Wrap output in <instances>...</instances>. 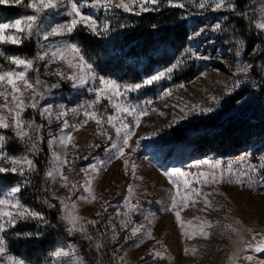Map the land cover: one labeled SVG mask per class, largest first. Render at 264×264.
I'll list each match as a JSON object with an SVG mask.
<instances>
[{"label": "snow or ice", "instance_id": "1", "mask_svg": "<svg viewBox=\"0 0 264 264\" xmlns=\"http://www.w3.org/2000/svg\"><path fill=\"white\" fill-rule=\"evenodd\" d=\"M170 7L187 9L188 5L197 12L205 14L208 11L212 13L228 12L231 15L219 16L215 23L206 27L204 31L210 29L212 34L221 33L225 35L224 43H231L235 50V72L234 75L249 76L253 69L261 81H264V60L252 62L243 60L242 54L247 50V42L243 35L240 34L238 26L232 20V16L243 19L245 22V31L254 30L257 37H264V0H259L258 5L245 4L244 10L241 11L235 0H188V4L183 0H163ZM161 0H0V5L23 7L28 12L20 14L17 18L9 21H0V46L12 45L22 46L25 41L31 40L33 36L37 39L39 50L35 57L28 58L25 55L8 54L3 48H0V57L4 58L15 69L4 70L0 68V98L4 103L0 104V176L11 174L18 176L20 179L13 186L3 188L0 186V264H27V261L13 254L10 250L12 239L40 240L43 239L49 228H59L63 224L64 230L69 237L79 234L81 238L88 242V247L94 248L97 253L102 251L104 245L100 242L93 243V237L89 235L88 226L96 227L99 223L96 220H85L78 214L77 202L72 199L76 194L78 186H82L86 195L79 196L77 199L87 204L98 200L93 190V181L102 169L111 162L112 159L123 160L125 171L131 168L134 179H140L136 176V166L130 163L131 154L135 153L140 147V140L150 139L140 137L134 143L130 144L135 135L134 128L139 127L140 120L147 115L146 108L139 104H134L129 100L128 94L133 91H139L145 87L152 86L162 80H171L173 75L182 71L189 60H209L210 56L193 51L190 47H185L179 56L170 64L157 69L153 74L147 76L139 83L133 85H123L114 79L100 75L94 64L84 54L81 45L69 37L73 36L79 30H84L88 34L103 38L109 35L113 30L107 19L101 20L98 16L92 14V11H102L107 17L117 9L135 16L149 11H160ZM88 9L89 11H85ZM55 10L54 15H59L61 21H56L54 26H50L47 31L41 28V18L48 12ZM258 17V18H257ZM124 27V25H120ZM155 27V26H154ZM11 30V31H10ZM197 32L196 36L202 35ZM50 37H61L57 43H42L49 41ZM188 39H192L191 36ZM250 56H264V44L254 43L251 48ZM38 62H44V67L57 62H62L71 70V74L61 71L59 68L53 73L59 77L60 81L71 83L73 90H84L88 93L87 99L78 101L74 107H67L63 104L53 106L51 103H41L52 94L53 89H59V82L51 85L40 79V65ZM37 73L34 80L29 78V73ZM22 85V86H21ZM179 87L183 88L181 84ZM239 87V81H234L231 88L228 89L227 95H231L233 89ZM171 95L170 90H165L161 98ZM10 98V99H9ZM216 106H219L218 97L210 98ZM107 101V105L103 104ZM151 100L144 101V105L151 104ZM109 108L112 110L109 113ZM31 109L34 114H38L42 121H47L50 125L54 120L62 122L59 135L54 136L47 141L50 152L49 167L45 171V180L55 183L60 181V187L69 189L67 198H57L51 191L50 186H44L40 190L51 194V199L43 198L38 195L37 199L41 205L46 206L49 210L56 209L58 199L59 221L60 224H52L47 213L37 209L32 205H26L22 202V192L24 189L33 185V177L38 175L36 157L41 152V144L44 141L42 132L46 127L44 124H38L35 116L32 119L25 118V112ZM215 109L212 106L193 105L191 109H180L183 113L181 119H187L188 111L199 115H208ZM4 112L7 115L3 114ZM71 114L74 118L83 116L82 120L71 123L66 117ZM131 120H128V118ZM94 121L97 129L96 135L106 138L104 140V151L108 156L107 161H99L90 167L75 168L73 165L79 157L73 155L69 159V147L72 150H78L75 143L74 132L79 131L82 127ZM176 124L180 120L175 121ZM107 125V128L105 127ZM114 131L115 138L109 132ZM11 131V137L6 133ZM13 137L22 144L27 151L19 155L10 154L7 145L12 142ZM54 146L63 149V154L56 153ZM90 148H99L101 145H89ZM130 149V153L126 150ZM10 165V166H5ZM206 166V168H205ZM192 167L197 171H184L177 167L165 170L162 175L166 176L168 182L172 185L174 191L169 193L171 203L165 208V211L172 212L175 216L176 223L181 228V234L190 236L188 226L191 221L184 222L181 219V211L188 207L189 201L195 203L193 197H202L205 208H211V202L208 196L214 193H201L199 189L193 187V182L202 186L218 185L227 183L247 186L255 190L257 187L264 194V157L257 160L248 153L240 156L235 161L229 162L222 166L220 162L204 160L198 162ZM69 172H84L85 180L83 185H78L76 181H70L65 175L64 169ZM128 196L124 198L123 212H117L116 217H123L120 220V229H128L123 243L128 240L134 241V246L139 247L145 239H154L150 225L155 217L144 214L141 202L135 197V189L132 185L127 188ZM218 194V193H215ZM103 207V206H102ZM106 212L107 208H103ZM139 214L144 216L147 224L141 222L134 224L132 216ZM101 216L102 212H97ZM34 224L35 228L28 230H19L18 226L22 224ZM129 225H132L129 229ZM205 226L212 227L211 222L205 221L200 226V233L207 238L209 233L204 231ZM111 240L117 241V230L113 227ZM232 231H237L232 229ZM251 235V240H245L239 236L234 242L235 251L229 256L230 264H236L238 259H243L246 264H264V258L258 257L257 254L264 253V231L253 233L252 230H246ZM159 244L160 242L157 241ZM163 245L161 244V248ZM115 251V250H114ZM188 249H185L187 252ZM149 255L153 258L164 259V252L153 249ZM48 259L51 264H92L86 260L78 251L75 243L63 242L50 249ZM96 264L101 261L94 257ZM141 259H144L143 257ZM113 264H124V256L114 255ZM147 264V261H145Z\"/></svg>", "mask_w": 264, "mask_h": 264}, {"label": "rangeland", "instance_id": "2", "mask_svg": "<svg viewBox=\"0 0 264 264\" xmlns=\"http://www.w3.org/2000/svg\"><path fill=\"white\" fill-rule=\"evenodd\" d=\"M183 2L188 4V0H183ZM250 2L252 5L259 4V0H250ZM235 3L237 4V0H235ZM247 3H249V0H244L240 3V6L238 4L237 6L243 11ZM161 5L170 7L163 0H161ZM0 7L4 10L15 9L17 11L12 17L1 19L0 21L2 22H9L25 12L30 14V10H26L23 7L6 5H0ZM179 10L184 16L183 20L191 28L190 36L192 39L187 40L186 47H190L198 54L202 53L210 56L211 59L189 60L187 66L182 71L176 72L171 80L165 79L154 83L152 86L128 94L132 103L139 104L141 107L146 108L147 111V115L141 118L139 127L134 128L135 135L130 144L134 147V142L140 137L151 136L150 139L140 140V147L135 153L131 154L130 163L135 164L136 176L140 177V179L133 178L130 167L127 172L125 171L122 159H112L106 165V168L95 175L92 187L98 197L97 201L91 204L79 201L77 197L86 195L82 186H78L76 194L72 197L77 202L80 216L85 220L91 219L99 222L96 227L88 226V234L93 237V243L100 242L104 245L101 252L97 253L94 248L90 249L88 242L83 240L79 234L73 236L84 247L83 250L78 247V251L92 264H96L94 257L99 259L101 264H113L114 255L124 256V264H145V261H147V264H230L228 258L235 251L234 242L238 240L239 236L242 235L245 240H251V235L246 230L250 229L253 233L264 231V222L260 220L264 216V201L262 190L258 187L253 190L246 185L242 187L227 183L202 186L194 181L193 187L199 189L202 194H214L207 197L211 202V208H205L202 197H193L195 203L189 201L188 207L183 208L181 211L182 221H191L188 226L190 236L182 235L181 228L176 223L174 214L164 210L171 203L169 193L174 191L167 177L162 175L165 170L177 167L184 171L195 173L197 169L192 167V165L204 160L218 161L222 166H226L229 162L235 161L245 153H248L249 156L254 154L257 160L264 157V134L262 135L259 132L261 127L264 128V81L260 80L255 69L247 77L234 75L236 58L232 44L223 42L226 38L224 34H212L210 29L204 31L206 27L214 24L219 16L231 15V13H212L208 11L205 14H201L190 5H188L186 10ZM85 11L89 10L85 9ZM118 11L123 12L120 9L115 12ZM54 12L55 10L42 16L41 28L44 31H47L50 26H54L56 21L66 19L59 15H54ZM92 14L98 16L101 20L106 18L102 11L96 12L93 10ZM232 20L238 26L240 34L243 35L247 42V50L242 54L241 58L252 62L264 60V56L249 55L251 52L249 44L251 42L264 44V37H257L253 34L254 30L246 32L243 19L232 16ZM197 32H202L203 34L197 37ZM61 39V37H50L49 41H42V43H57ZM31 41L34 43L37 52L39 45L36 37L33 36ZM9 46L12 45H2L0 48H3L6 53L12 54L7 50ZM38 63L40 65L39 75L41 80L49 85L56 82L61 84L59 89H53L52 94L46 98V101L41 103L47 102L53 106L63 104L67 107H74L78 101L89 98L86 91L73 90L70 82L60 81L59 77L53 74L57 68L67 74H71V70L62 62L53 63L48 67H44V62ZM191 67L199 71V73L193 80L186 82L184 74ZM0 68L11 70L15 69V66L0 57ZM36 75L37 73L30 72L29 78L34 80ZM237 80L239 81V87L233 89L231 95H227L228 89ZM181 84L184 85L183 88L179 87ZM165 90H170L171 95L161 98V94ZM240 94H242V97L239 100H235ZM211 97L220 99L219 106L215 105L210 99ZM146 100H151L152 103L145 106L144 101ZM3 103V98H0V104ZM197 104L212 106L215 110L208 115H199L188 111L187 119H181L183 113L180 109L189 110L193 105ZM103 105H107V101H103L101 107ZM111 111L109 108V113ZM3 114L7 115L6 112ZM24 115L27 119H32L35 116L36 123L46 126L42 135L44 140H46V146L49 151L47 141L59 135L62 122L54 120L49 125L47 121H42L38 114H34L31 109L27 110ZM66 118L71 123H76L78 120H82L83 116L74 118L69 114ZM128 120H131V118L129 117ZM176 120H180V123L176 124ZM208 124L213 125L217 130L228 126H232L235 129L248 127L250 133L247 137V143L244 146L230 150L228 154L224 155L206 151L196 152L194 145L187 142V140L176 142L178 141L175 139L176 135L182 134L183 138L189 140L191 136L201 132ZM105 127L107 128V125ZM96 129L95 122L89 121L87 125L73 133L78 150L74 151L69 147V159L73 155L87 157V159L77 160L73 167L77 169L90 167L99 161L108 160V156L104 151V140L106 138L97 136ZM109 132L115 138L114 131L109 129ZM8 133L12 134L11 131L6 134ZM97 144L101 145V147H89V145ZM53 150L58 154H63V149L59 146H54ZM126 152L130 153V149L126 150ZM64 172L70 181H76L78 185H83L85 180L84 172H69L67 168L64 169ZM48 184L58 199L69 196V189L60 187L59 180L55 183L48 180ZM129 185L133 186L136 193L132 202L135 203L138 198L144 214L155 217L150 225L154 239H145L139 247L134 246L133 240L123 243V238L128 229L121 230L120 220L123 217H116L117 212L124 211L122 206L124 198L128 196L127 188ZM103 208H107V211L104 212ZM97 212H102V215L97 216ZM255 212H258L256 215L258 218L256 219ZM132 220L134 224L141 222L147 224L144 216L139 214H134ZM205 221H209L212 224V227L205 226L204 228V231L209 233L207 238L200 233V226ZM131 226L129 225V229ZM113 227L117 230L116 242L111 240ZM232 229L237 231H232ZM157 241L160 243L158 244ZM161 244L163 245L162 248ZM154 248L164 252L165 258L153 259L149 253ZM185 249H188V251L185 252ZM257 255L260 258H264V253ZM142 257L144 259H141ZM43 264H51V261L48 259ZM236 264H246V262L243 259H238Z\"/></svg>", "mask_w": 264, "mask_h": 264}, {"label": "trees", "instance_id": "3", "mask_svg": "<svg viewBox=\"0 0 264 264\" xmlns=\"http://www.w3.org/2000/svg\"><path fill=\"white\" fill-rule=\"evenodd\" d=\"M244 0H237L238 6ZM17 11L0 7V20L12 17ZM182 12L178 8L160 6V11H150L140 16L123 13L121 11L108 15L105 19L112 26V31L108 36L99 38L88 34L84 30H79L70 37L79 43L84 50V54L96 67L97 72L107 78L114 79L120 84H135L150 76L157 69L170 64L181 51L187 46L188 37L191 34L190 25L184 20ZM124 25V27H120ZM155 26V27H154ZM254 42L249 44L251 50ZM8 52L15 55H25L33 58L36 55L34 43L29 40L20 47L9 46ZM185 81L190 82L199 71L188 69ZM242 94L235 100H239ZM198 129V128H197ZM196 129V130H197ZM248 127L239 129L228 126L217 130L213 125H206L201 132H197L188 139L182 134L176 135V142L186 141L193 144L196 152L206 151L216 154H228L230 150L244 146L250 133ZM264 134V128L259 129ZM8 136L12 134L8 133ZM41 152L36 157L38 175L33 177V185L22 192V200L26 205H32L48 214L52 224H60L59 203H56L55 210H49L41 205L37 196L41 199H51V194L40 190L44 186H49L45 180V171L49 166V151L46 140L41 144ZM10 154L19 155L27 149L18 141L13 140L7 145ZM20 177L8 174L0 176V186L11 187ZM35 228L34 224H22L19 230ZM74 240V241H73ZM74 242L83 250L81 242H77L73 237H69L64 230L63 224L59 228H49L43 239L26 240L12 239L10 250L18 257L24 258L29 264H43L48 260V252L54 246L63 242Z\"/></svg>", "mask_w": 264, "mask_h": 264}, {"label": "bare ground", "instance_id": "4", "mask_svg": "<svg viewBox=\"0 0 264 264\" xmlns=\"http://www.w3.org/2000/svg\"><path fill=\"white\" fill-rule=\"evenodd\" d=\"M261 192H262V191H261ZM237 193H238V192H237ZM246 196H247V195H246ZM246 198H247V197H246ZM252 198H253V197H252ZM239 200H240V199H239ZM244 200H247V199H244ZM263 201H264V194H263ZM236 210H237V209H236ZM237 211H238V210H237ZM257 211H258V209H257ZM239 212H240V211H239ZM257 214H258V212H255V213H254V215H255V219L258 218V217H256ZM260 220H263V222H264V216H262V218H261ZM193 242H194V241H193ZM193 242H192V243H193Z\"/></svg>", "mask_w": 264, "mask_h": 264}]
</instances>
